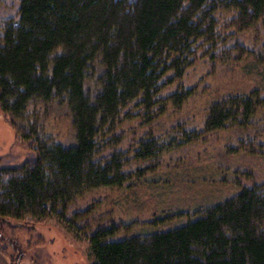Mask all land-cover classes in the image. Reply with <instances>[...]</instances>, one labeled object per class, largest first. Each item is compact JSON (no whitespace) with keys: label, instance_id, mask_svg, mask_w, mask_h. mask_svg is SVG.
<instances>
[{"label":"trees","instance_id":"16d2710c","mask_svg":"<svg viewBox=\"0 0 264 264\" xmlns=\"http://www.w3.org/2000/svg\"><path fill=\"white\" fill-rule=\"evenodd\" d=\"M259 23L264 0H20L15 13H1L0 112L29 151L22 161L0 157V238L9 222L63 217L86 191L128 185L165 152L231 131L227 156L244 154L250 165L236 172L246 183L235 195L156 218L146 236L114 239L124 224L101 226L89 236L94 264H264L259 89L214 101L201 128L180 123L166 139L146 134L123 146L127 123L148 125L196 93L181 81L200 61L254 55L239 37ZM96 64L92 95L86 82ZM56 100L73 117L74 145L42 134L38 120L17 124L29 105ZM14 248L10 264H20L26 252Z\"/></svg>","mask_w":264,"mask_h":264},{"label":"rangeland","instance_id":"374dc122","mask_svg":"<svg viewBox=\"0 0 264 264\" xmlns=\"http://www.w3.org/2000/svg\"><path fill=\"white\" fill-rule=\"evenodd\" d=\"M19 1L0 0V14L15 13ZM239 41L254 55H243V60L239 58L213 67L200 61L181 81L185 88H197L196 93L181 109L169 107L163 116L148 125L140 121L127 123L123 146L135 145V141L146 134L166 139L182 127L180 123L201 128L209 107L220 97L249 94L254 89L264 94V24L243 32ZM95 70L97 74L86 82L92 95L100 87L96 81L101 71L99 64L95 65ZM33 107L28 106L29 117L17 120L18 125L38 120L42 134L56 138L65 146L76 144L73 117L65 104L57 100L37 101ZM10 122L9 115L0 112V157L4 155L3 162L12 163L22 161L29 149ZM230 133L211 134L202 142L165 152L155 162V170L144 175L134 174L128 185L86 191L78 199L74 207L77 209L69 210L63 217L9 222L0 238V245L6 249L3 252L0 247V264H10L9 255L15 252L14 245L26 252L20 264H94L89 236L101 226L124 224L111 236L114 239L146 236L159 227L161 222L156 218L177 211L193 212L235 195L246 183L236 172L249 169L250 165L242 160L244 154L227 156ZM260 139L264 140V133ZM76 211L83 214H75ZM170 222L175 224L180 219L167 220L166 224Z\"/></svg>","mask_w":264,"mask_h":264}]
</instances>
